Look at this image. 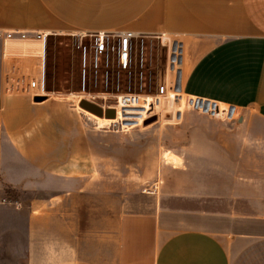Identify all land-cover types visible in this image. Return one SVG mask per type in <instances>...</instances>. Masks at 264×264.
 Wrapping results in <instances>:
<instances>
[{
	"label": "crops",
	"instance_id": "obj_1",
	"mask_svg": "<svg viewBox=\"0 0 264 264\" xmlns=\"http://www.w3.org/2000/svg\"><path fill=\"white\" fill-rule=\"evenodd\" d=\"M0 30L27 32L0 38V264H264V0H0ZM124 30L184 36V94L236 118L184 114L151 169L140 131L36 100L38 33Z\"/></svg>",
	"mask_w": 264,
	"mask_h": 264
},
{
	"label": "rangeland",
	"instance_id": "obj_2",
	"mask_svg": "<svg viewBox=\"0 0 264 264\" xmlns=\"http://www.w3.org/2000/svg\"><path fill=\"white\" fill-rule=\"evenodd\" d=\"M84 43L88 44V40L84 39ZM150 42L148 43L149 53L145 56L144 66L140 65V57L136 56V73L134 74L132 84L133 87L131 91L139 92L142 94L152 95L156 93V73H157V46L158 41L154 40L152 44V54L150 53ZM148 52V51H147ZM47 65H46V89L49 92H58L61 94L70 95L73 100L76 102L78 108L86 113L92 120L96 123L100 119H109L111 123L105 125L101 129L125 132L127 130H138L141 134L142 131H147L148 134L144 138L141 134L135 135L134 140H146L144 148V156L147 157L146 164L147 166L154 167V164L157 162H164L163 156L165 151L159 149L156 152L155 146L157 145V136L159 131L167 132L166 141L167 146L170 147L175 139H180L185 141V136H183L182 130L190 128L189 125L194 124V121L185 120L187 117H183L186 113H196L201 116V118L211 117L222 119L225 118L224 115L213 116L210 114L202 113L199 110H192L187 106L182 107V116L179 117V109L181 105L179 101L172 100H160L156 103V106L149 111L147 114H144L143 118L138 122L136 121V126L134 127H123L120 125V122L124 120L118 118L116 114L117 100L115 96L121 91H128L126 85L124 84L121 89H117L115 84L118 81V78L122 83L126 82V76L121 73L118 75L116 63L112 62V68L110 70V86L104 87V73L105 71H99L97 74L89 66L87 67L86 74V88L82 89V64H81V53L80 49L77 48V39L71 36H58L57 38H50L47 41ZM138 58V59H137ZM141 73H143V79H141ZM144 83V86L140 88V84ZM82 100L91 101L99 106H102L104 110L114 109L115 115L113 117H106L105 115L99 116L95 113L85 110L80 106ZM224 107V106H222ZM121 111V110H120ZM118 112V111H117ZM121 112L124 113L122 110ZM125 118V117H124ZM184 118V119H183ZM115 119V120H114ZM127 119H133L128 117ZM226 119V118H225ZM118 122L114 124L112 121ZM94 121L88 122L89 127L99 128L98 123L95 124ZM131 121V120H128ZM126 122V121H124ZM138 122V123H137ZM131 123V122H129ZM128 123V124H129ZM201 123V121H199ZM126 125V123H124ZM150 132V133H149ZM180 133L179 137L175 138L176 133ZM109 143V142H107ZM116 144L117 142H113ZM177 156V155H176ZM158 186V185H157ZM149 188V185H144L143 188ZM14 198V193L11 195Z\"/></svg>",
	"mask_w": 264,
	"mask_h": 264
},
{
	"label": "built area",
	"instance_id": "obj_3",
	"mask_svg": "<svg viewBox=\"0 0 264 264\" xmlns=\"http://www.w3.org/2000/svg\"><path fill=\"white\" fill-rule=\"evenodd\" d=\"M26 38L27 32L25 31H10L0 30V38ZM37 37L42 39L44 46H46V34L38 33ZM77 39V48L81 53L82 64V89L86 88V74L87 67L95 71H105L103 86H110V70L112 62L116 63L118 75L123 73L126 76V82L122 83L118 78L115 87L121 89L126 85L128 91H121L115 96L117 100L116 114L118 109L123 111H132L138 108L143 109L145 114L151 111L158 101L172 100L179 101L181 108L179 109V117L182 116V107L187 106L192 110H199L213 116L224 115L225 118L233 120L236 118L234 106L221 107L220 104L214 101L194 97L190 98L184 94L182 89L183 81V63H184V49L185 38H174L169 34L161 33L155 35H146L137 33L132 30L116 31V32H95L91 34H82L75 36ZM87 39L88 44L83 40ZM158 41L157 46V73H156V93L146 95L139 92L131 91L133 84L132 80L136 73V56L140 57V65L144 66L145 56L149 53L148 43L150 42V53L152 54L153 41ZM148 51V52H147ZM138 59V58H137ZM143 79V73H141ZM39 91L38 95H47L45 85V72L38 81L31 83ZM140 88L144 83L140 84ZM145 117V116H144ZM118 122H114V124ZM126 126L123 122L120 125ZM130 124V123H129ZM158 186L154 185L144 190L148 192H156Z\"/></svg>",
	"mask_w": 264,
	"mask_h": 264
},
{
	"label": "bare ground",
	"instance_id": "obj_4",
	"mask_svg": "<svg viewBox=\"0 0 264 264\" xmlns=\"http://www.w3.org/2000/svg\"><path fill=\"white\" fill-rule=\"evenodd\" d=\"M194 99L197 100L198 98H194ZM144 114H145V111H143V109L141 108H138L132 111H126V112L124 111V113L118 109V112H117L118 118H122L126 122H131L130 124L127 125L130 128L136 126V121L139 122L143 118ZM128 117H132L133 119H127ZM114 120L112 121L115 122ZM128 120H131V121H128ZM124 121H123V124L126 123ZM97 123L99 124V126L104 127L105 125H108L109 123H111V121H109V119H99ZM166 158L167 160L173 163H179V158H177L176 156L172 154H167Z\"/></svg>",
	"mask_w": 264,
	"mask_h": 264
},
{
	"label": "water",
	"instance_id": "obj_5",
	"mask_svg": "<svg viewBox=\"0 0 264 264\" xmlns=\"http://www.w3.org/2000/svg\"><path fill=\"white\" fill-rule=\"evenodd\" d=\"M43 97L39 96L36 98V100H42ZM80 106L82 108H84L87 111H90L92 113H95L99 116H103L105 115L106 117H113L115 115V111L114 109H106L104 110V108L102 106H99L91 101L88 100H82L80 102ZM239 121H242V117L239 119Z\"/></svg>",
	"mask_w": 264,
	"mask_h": 264
}]
</instances>
